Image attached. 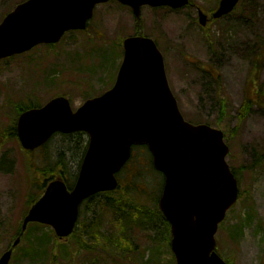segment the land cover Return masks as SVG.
I'll return each instance as SVG.
<instances>
[{
  "label": "rangeland",
  "instance_id": "obj_1",
  "mask_svg": "<svg viewBox=\"0 0 264 264\" xmlns=\"http://www.w3.org/2000/svg\"><path fill=\"white\" fill-rule=\"evenodd\" d=\"M21 1L0 0V22ZM191 1L195 6L180 10L143 8V32L157 41L165 57L169 84L186 120L210 124L227 136V162L238 175L241 198L217 233L219 254L231 264H264V106L255 105L244 120L239 112L251 80L257 76L264 86V0H243L233 14L205 28L197 8L211 15L220 0ZM135 33L132 11L113 1L96 9L86 32L69 34L52 50L39 47L0 62V255L15 238L30 197L39 191L42 170L58 166L72 179L88 140L58 135L43 151L26 154L5 133L17 117V104L33 99L44 105L66 95L77 109L90 95L100 96L115 84L123 60L121 40ZM134 153L142 170L149 154L145 149ZM141 175L147 190L136 191L135 201L131 194L125 207L131 210L136 204L150 216L160 178L148 170ZM104 201L103 196L85 207L75 239L57 243L50 228H34L11 264H175L160 219L153 218L151 229L130 227L123 237ZM125 218L137 220L133 214ZM46 233L49 245L41 251L38 245ZM116 235L127 244L123 248L121 242L113 254L107 242Z\"/></svg>",
  "mask_w": 264,
  "mask_h": 264
},
{
  "label": "water",
  "instance_id": "obj_2",
  "mask_svg": "<svg viewBox=\"0 0 264 264\" xmlns=\"http://www.w3.org/2000/svg\"><path fill=\"white\" fill-rule=\"evenodd\" d=\"M111 0H26L0 24V60L21 55L41 44H56L74 30H85L97 5ZM141 20L143 6L180 9L190 0H117ZM241 0H221L214 19L232 13ZM200 24L208 17L199 12ZM124 60L115 86L74 112L59 97L23 113L17 123L25 150L46 144L56 133L86 132L90 143L75 188L51 182L24 219L52 226L60 239L69 237L82 202L115 190L116 175L131 157L132 147L146 145L165 184L159 207L171 224L177 264H226L216 252L219 224L236 203L238 182L226 158L229 147L221 130L193 125L183 118L156 43L142 33L124 41ZM0 258L9 264L13 249Z\"/></svg>",
  "mask_w": 264,
  "mask_h": 264
},
{
  "label": "trees",
  "instance_id": "obj_3",
  "mask_svg": "<svg viewBox=\"0 0 264 264\" xmlns=\"http://www.w3.org/2000/svg\"><path fill=\"white\" fill-rule=\"evenodd\" d=\"M263 58H264V55H263ZM261 61H262V59L260 60V62L258 64H260ZM256 77L257 76H255L254 78H256ZM254 78L251 80L249 86L246 89L244 101L242 103V107L239 110L241 120H244L246 118V116L249 114L250 110L255 105L259 104V105L264 106V86H263V84L259 85L257 83V80ZM36 102L37 101H35L33 99H29V101H27L26 103L23 102V103L17 104V106H16L17 113H21L27 109L39 107L40 104H38ZM220 105H221V108H223V109L225 108L224 103H222L221 101H220ZM9 132H10L9 136H11V137L16 136L14 127L11 128L9 130ZM78 138H80V137H78ZM84 149H85V147H84ZM83 152H85V151H83ZM83 155H82V158H83ZM140 161H141L140 156L136 155L133 157L130 164L125 168L124 173L122 175V179H121V183L123 185L121 189H119L113 193H107L104 195L96 196L90 200L89 204H92L95 201V199L104 196L105 197L104 204L106 205L105 209L111 211L115 217H120L119 222L121 221V223H124V224H126V223L133 224V222H131L130 219L128 220L127 218H125V216H131L133 214L136 216V218H139L138 219L139 220L138 225L140 227H142V229L145 230V229H151L152 228L151 227L153 224L152 220L155 216L160 220L163 218V217H161L162 215L158 209V201H159L161 191L163 188V181H161V179H160L159 185H160L161 189H160L159 196L155 198V193H154V206L155 207H154V212L150 216H148L147 213L143 210V207H139L136 204L133 207V209H131V210L126 209L125 205L127 204L126 202L129 199L128 197L131 194H133V201H135V199H134L135 195L134 194L136 191H139V189H141L140 187H143L144 191L147 190L146 189L147 187L144 186L142 183L143 180H142L141 174L147 170L156 173L152 167V163H151L150 159L145 161L148 163H147V165H143L142 170L140 169V166L142 165ZM51 170H53L52 172L55 173L54 169H51ZM139 173H140V175H139ZM157 177H159V176H157ZM159 178H161V177H159ZM136 181H138L139 183H137ZM143 189H141V190H143ZM34 201H35V199H34V197H32L29 200V204H32ZM163 220H164V218H163ZM166 224H164V225H166ZM93 226H94V228L97 226V221L93 223ZM32 230H33V228H30V230L26 233V239H28V238L30 239V236L33 232ZM72 238L75 239L76 236L72 237ZM48 242H49V234L46 233V234L42 235L40 238V243L38 245L39 250H41V251L46 250L48 245H49ZM51 242H52V239H51ZM77 243H80V241ZM107 243H108V245L111 246L112 249H114L113 254L116 253L117 251H119V249H121V247H119L120 243L117 244V242H115L114 240L113 241L110 240ZM110 243H113V244H110ZM169 243H170V237L166 241V244L168 246H169ZM115 250H117V251H115Z\"/></svg>",
  "mask_w": 264,
  "mask_h": 264
},
{
  "label": "flooded vegetation",
  "instance_id": "obj_4",
  "mask_svg": "<svg viewBox=\"0 0 264 264\" xmlns=\"http://www.w3.org/2000/svg\"><path fill=\"white\" fill-rule=\"evenodd\" d=\"M59 174L64 175V171L63 170H60ZM53 180H54L53 178L52 179H48L49 182L50 181H53Z\"/></svg>",
  "mask_w": 264,
  "mask_h": 264
}]
</instances>
